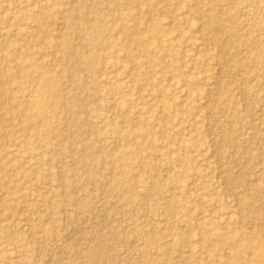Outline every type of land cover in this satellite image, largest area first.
I'll return each instance as SVG.
<instances>
[{"label": "rangeland", "instance_id": "1", "mask_svg": "<svg viewBox=\"0 0 264 264\" xmlns=\"http://www.w3.org/2000/svg\"><path fill=\"white\" fill-rule=\"evenodd\" d=\"M78 4L0 0V264H264V0L113 1L93 71Z\"/></svg>", "mask_w": 264, "mask_h": 264}, {"label": "bare ground", "instance_id": "2", "mask_svg": "<svg viewBox=\"0 0 264 264\" xmlns=\"http://www.w3.org/2000/svg\"><path fill=\"white\" fill-rule=\"evenodd\" d=\"M63 1H67L70 2L72 5L74 3H79L78 7L75 8L74 7V12L75 15H77L80 19L83 18L84 21H87L89 23H93L92 25H95L93 28H91V34H90V41L92 42V48L90 49V51L88 52V56L86 58L87 61V65H88V70L93 71L94 69H96V67L98 66L97 63H95L97 60L95 59L97 52H98V47L104 45V42L107 41H103L101 40L100 34L104 32V26H107L108 19H106L108 16V12H112V11H118V9H121L123 6L120 4H112L113 1L116 0H62ZM90 1H92V3H90ZM125 1H140V0H123ZM131 16V15H130ZM208 20L211 23V25L213 26V28H217L221 29L222 27H224V19L221 16L215 15L214 13H209L208 14ZM62 25H64L66 27V24L63 23ZM144 30L146 32H149V34L151 35V39L156 40L157 39V34L160 32L157 31V28L159 29V27L148 21L145 22L144 25ZM231 34H232V39H234L235 41H231L229 43V45H232L233 42H239L240 38L238 37V35L235 33V31L231 30ZM134 38L135 40L140 43L141 45H144V52L146 54V57L150 58L151 54H150V48H149V35H145L142 31L140 30H136L134 31ZM106 39L108 40L109 46H113V43H111V40H109L108 37H106ZM59 40V39H58ZM59 45L61 46V49L65 52V53H72L71 55H74L75 53H73V49H72V43L69 40H61L59 42ZM128 47H131V43L130 44H126ZM148 45V46H147ZM200 45V44H199ZM131 56V55H129ZM132 57V56H131ZM107 65L104 67L106 69ZM111 68V67H110ZM116 73V72H115ZM117 75V74H116ZM107 81H115L116 78L115 77H106ZM164 89L161 90L160 92H158L159 94H164ZM161 97V96H160ZM123 109H125V107L123 106ZM176 134V133H175ZM187 136H189L188 134H186ZM151 137V134L148 132H143L140 129H136V130H131L130 132H126L124 134H121L118 138V140L125 146V151L120 153V155H118V160H122L121 162H124L125 165L127 166H131L132 162L135 161H143V159L147 158V156L144 155V150L145 147L147 145H149L150 148H152L154 146V142L152 141V143H150L151 140H149V138ZM150 143V144H149ZM131 144H137L138 148L136 151H133L129 148V146ZM151 145V146H150ZM135 147V146H134ZM156 156V154H154ZM162 154H157V158L161 157ZM163 157V156H162ZM164 160V158H163ZM177 161H179V157H177L176 155H174V153L172 154V156L170 157V164L173 165L174 163H176ZM142 166V165H141ZM143 167L146 168L145 165H143ZM173 167V166H172ZM172 171V170H171ZM191 184V183H190ZM180 188H184V186H180ZM192 191V190H191ZM171 198L175 199V195L172 194ZM202 199V198H201ZM262 212L264 213V209L262 210ZM231 220H233L234 222H236L235 217H233ZM238 222V219H237ZM185 227L188 229V231H192L195 226L190 223V221L186 222ZM184 243H187L184 241ZM261 247H263V244H260ZM54 255V254H53ZM252 255V254H249ZM228 264L230 263L229 260L227 261Z\"/></svg>", "mask_w": 264, "mask_h": 264}]
</instances>
